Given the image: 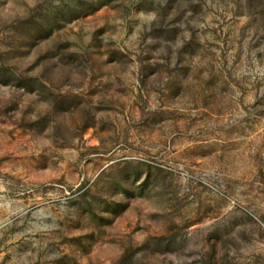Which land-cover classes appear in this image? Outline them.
<instances>
[{
  "label": "rangeland",
  "instance_id": "374dc122",
  "mask_svg": "<svg viewBox=\"0 0 264 264\" xmlns=\"http://www.w3.org/2000/svg\"><path fill=\"white\" fill-rule=\"evenodd\" d=\"M0 264H264V0H0Z\"/></svg>",
  "mask_w": 264,
  "mask_h": 264
}]
</instances>
